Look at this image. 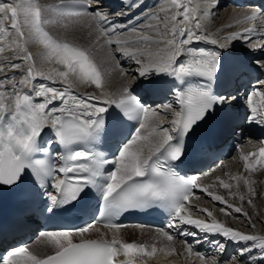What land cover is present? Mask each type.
Segmentation results:
<instances>
[{
	"label": "snow or ice",
	"instance_id": "obj_1",
	"mask_svg": "<svg viewBox=\"0 0 264 264\" xmlns=\"http://www.w3.org/2000/svg\"><path fill=\"white\" fill-rule=\"evenodd\" d=\"M75 4H82V0H59L57 4L43 7L38 0H0V60L4 61L0 64V74H5L0 79V185H17L30 170L31 176L43 186L47 178L53 177L55 170L63 178L53 177L51 187L56 194H48L50 203L45 210L49 213L55 214L63 205L75 206V202L88 195L87 189L91 186L100 192L104 201L103 214L106 216L158 206L168 211V228L182 229V226L188 225L235 242H257L255 247L260 249L261 260H264V237L244 234L226 226L215 219L213 212L207 208H198L197 211L210 219L194 218L186 202L190 201L194 190L199 189L212 201L223 204L221 212L225 215L242 213V207L229 204L224 196L211 191L214 185L199 184L198 176H180L172 166L173 162L182 161L186 153V139L202 122L215 119L227 124L232 119L230 110L237 97L213 93L209 83L218 79V72L221 71L220 51L191 46L201 41L212 45L219 43L203 30L205 25L202 23V19L209 18L211 11L218 7L219 0H215V3L212 0H198L196 4H193V0H165L160 8L162 16L152 13L145 18L155 19L159 23H149L139 29L132 27V35L119 31L126 26L113 25L105 14L91 9L90 4L86 6L91 9L90 12H86L83 6L73 10ZM209 4L211 9L203 7ZM83 15H91L96 22L99 33L96 42L103 38L104 45L110 49L109 57L115 59L114 53L119 52L135 62L136 76L141 81L138 86L145 90H157L163 87L162 78L165 76L182 82L180 88L174 90L179 110L172 109L171 105L164 106L166 110L173 111L170 126L155 122L159 112L143 105L129 86L123 88L124 95L119 99L103 91L100 96L88 95L86 98L73 94L74 84H92L102 89V71L86 49L59 42L45 30V26L55 24L59 19ZM258 17L264 19V11H252L244 20L255 21ZM7 21H10L8 27L5 26ZM104 24L108 26L104 27ZM254 31L255 28H247L239 35L250 39L246 34ZM223 39L235 40L237 36L234 34ZM29 42L43 46L41 58L44 63L54 61L62 65L63 70L51 68L45 72L37 69L32 53L25 46ZM225 46L220 45L221 48ZM259 47L264 48V45ZM6 51H12L13 56L3 55ZM16 60L22 63H16ZM258 63L259 69L264 72V61ZM9 70L19 72V79L15 75H7ZM38 77L66 86L61 89L44 83L37 85L35 81ZM258 83L264 85V79ZM36 98L42 100L37 101ZM247 102L251 108L249 119L264 124V90H254ZM110 106L138 124L120 142L113 160L88 148L100 139L101 134L105 137L110 134L116 137L124 135L119 123L112 125L106 121L105 114ZM121 119L118 113L117 121ZM46 128L63 149L59 156L63 164L58 168L47 159L36 158L38 153L49 152L48 146L40 143ZM252 157H256L255 162ZM241 160L246 171L254 172L258 165L264 166V147L258 152L241 156ZM106 164L114 165L107 175L104 174ZM231 179L237 182V189L239 182L243 181L249 186L248 193L252 197L256 195L251 187L254 181L243 174L234 175ZM216 180L220 187L229 190L230 196H238L241 202L245 200L244 194L231 191L233 184L220 177H216ZM247 202L251 205L252 199ZM243 215L248 216L247 213ZM94 226V223H87L73 230L41 232L40 236L55 248L53 255L42 259L27 246H17L0 256V264H117L120 255L125 260L119 264H134L135 257L151 258L158 251L155 244L149 250L146 244L122 241L116 235L121 225L112 222L104 224L105 228L113 231L111 240L81 239L74 242L73 235L83 237ZM157 231L169 242L174 239L168 231ZM213 243L218 251L224 250L223 244L218 241ZM185 250L188 255L193 254L191 246ZM251 252L252 249L246 247L240 250L239 255H246L249 264H257ZM168 254L181 253H175V248L170 247ZM195 255L200 264H224L223 261L208 260L199 252Z\"/></svg>",
	"mask_w": 264,
	"mask_h": 264
},
{
	"label": "bare ground",
	"instance_id": "obj_2",
	"mask_svg": "<svg viewBox=\"0 0 264 264\" xmlns=\"http://www.w3.org/2000/svg\"><path fill=\"white\" fill-rule=\"evenodd\" d=\"M58 0H38V3L42 6L43 3L48 2H54ZM3 2H10V0H3ZM198 0H193V4H196ZM165 3V0H162L160 4H158V7L161 8V6ZM212 3H215V0H212ZM224 5H228L227 0H219V5L214 10L215 11V19H217L215 25L211 21L212 19H202V23L205 25L204 31L214 39H217L220 44H224L228 47H235L236 48V41L239 40L238 37L235 40H229L225 41L223 38L228 37L229 33L245 27L249 21L244 20V17L246 15H250L253 11L252 9H236L234 7H229L224 10ZM204 8L211 9V5H205ZM107 8V7H106ZM153 9V8H152ZM104 13L109 14V11L107 9H104ZM154 11V10H152ZM103 12V11H102ZM103 13V14H104ZM160 13V12H159ZM47 15V14H46ZM163 13L161 14V16ZM86 15H83L81 17H72V18H63L60 19V21H68L74 22L72 19H80L85 17ZM213 17V16H212ZM213 17V18H214ZM141 21V18L136 19L135 21H131L130 23H124L121 26L125 27V34L126 35H132L130 32V25L133 23L135 26L136 23H139ZM69 22V21H68ZM77 22V21H76ZM75 22V23H76ZM84 22V20L82 21ZM157 21L151 22V24H157ZM78 23V22H77ZM150 22H143L139 26H135L137 29L141 28L144 25L149 24ZM159 23V22H158ZM10 25V21H7L5 23V26L8 27ZM51 25V24H50ZM55 25V24H54ZM214 25V26H213ZM229 25H232L229 27ZM82 27V34L84 39H80L81 42H85L87 37L92 36L95 31L92 29L89 25L83 23L81 25ZM62 27L57 26V29H55L53 26L46 25L45 30L51 34L52 32H55L56 35L54 37L57 38L59 42H68L71 44H76L75 41H77V38H75L72 35H69L68 30L61 29ZM127 28V29H126ZM121 29V28H120ZM26 31V30H25ZM231 34L230 36H232ZM12 36H9V40H11ZM78 42V43H79ZM204 42V41H201ZM198 44V43H197ZM77 45V44H76ZM196 44H193L191 46H194ZM29 52L32 53L34 62L36 64L37 69L48 72L51 68H57L60 70H63L62 65L56 64L54 61L51 63H44L41 58V53L44 51L43 46L38 43L29 42L25 45ZM79 46V45H78ZM162 46V45H161ZM102 47V46H101ZM133 47H143V45H133ZM93 48H98V45H93ZM109 51V50H108ZM107 49H104L100 51V53H97L95 55H91V57L94 59L95 63L98 65V67L105 69L107 65H112L113 61L116 63V54L118 52H115V59H112L109 57ZM12 51H6L3 55L12 57L13 56ZM94 54V53H91ZM123 56V55H122ZM124 57V56H123ZM122 60V58H120ZM127 64L125 65V72L127 75H118V73H115L113 75H107L104 79V85L102 89H97L92 84H74L72 91L73 94H76L78 96H81L83 98H86L88 95H96L100 96L101 92H107L110 94L113 98H117L118 96L124 95L123 88L125 86H129L130 88L134 86V84H141V81L139 78H137V65L134 61L127 59ZM16 63H22L20 60H16ZM4 61L0 60V64H3ZM26 67V65H25ZM134 67V68H133ZM13 74L16 76L17 79H19V72H12L9 70L6 74ZM3 77V74H0V78ZM104 77V76H103ZM164 78V77H163ZM162 78V80H163ZM37 85L40 83L48 84L49 86L57 87V88H63L66 85H63L60 82L52 83L51 81L45 79L44 77H38L35 81ZM10 91V88H9ZM27 91V89H25ZM101 99H104V97H101ZM92 103H97V101H91ZM172 104H162L163 106L154 108L159 112V117L155 122H162L163 126H170L171 119L174 118L173 111L172 110H166L164 108L165 105H171L172 109L177 110L174 103ZM194 140H188L186 139V149L191 148L192 142ZM254 145L247 146L245 149H242L238 153H236L235 157L231 158L226 162L225 165L218 168L216 167L212 171H208L206 173H210V175H203L202 179L200 180L201 185H214L213 188H211V191H214L218 195H222L225 197V199L228 201L229 204L234 206H240L243 209L242 213H233L232 215H225L221 212V208L224 207L223 204L220 202L212 201L210 197H207L205 194H200L199 197H195L192 199V204L188 206L192 212V215L194 218L199 219H210L206 216V214H202L197 211L198 208H207L213 212V215L215 219L218 221L224 223L226 226L231 227L235 230L240 231L241 233L248 231L244 234L249 235H257L264 237V234H262V231H264V166H257V169L254 172H248L244 168L243 161L241 160V156L248 155L249 152L253 149ZM147 151V150H145ZM254 162V158H251ZM237 174H243L245 177L249 178L250 180L254 181V183L251 185V187L254 189L256 195L254 197L251 196V194L248 193V185H245L243 181L239 182V188L235 187L236 181L232 180L231 177ZM216 177H220L221 179H224L226 182L231 183L234 185V187L231 189L233 193L239 191L241 194L245 195V200L241 202L238 198V196H230L229 190L220 188L219 182L216 180ZM248 199H252V204H248ZM230 200H233V203L230 202ZM217 208H220L218 211ZM216 211V212H215ZM231 211V210H229ZM215 212V213H214ZM218 212V214H216ZM243 213H247L248 216L245 217ZM250 218V220H249ZM243 227V228H241ZM250 227V228H249ZM262 227V228H260ZM241 229V230H240ZM135 231V235L133 232ZM144 233L147 234V241L151 244L156 245L158 251L154 257L148 258V257H135L134 260H138V264H175L172 261H168L167 256L173 255L175 256L179 261L180 264H200L199 259L195 255L196 252L193 251L192 255H188L186 252V247H188L184 242L182 241H174L175 243V253H181V254H168L169 248L172 247L171 243L165 239H163L158 231L149 230V229H142L139 227H126L123 229H119V232L116 233L119 239H121L124 242H129L132 240H136L137 242H142L141 235ZM129 235L131 236V239H129ZM140 235V237H139ZM113 236V231L109 230L103 226L96 225L93 229H90L88 233H86L83 237L78 235H73V240L78 241L80 239L85 238H102V239H108L111 240ZM128 238V240H127ZM139 240V241H138ZM250 246H255L257 242L248 241ZM160 249H164V251H160ZM151 250V248H149ZM55 252V248L47 241L45 237H40L35 244L32 247V253L37 255L39 258L46 256L48 254H51ZM252 253L255 255L261 256V252L259 250H252ZM120 259L123 261L125 260V257L123 255H120ZM210 260V259H209ZM257 264L260 262L263 263V260L257 259ZM233 262H229V264H232ZM249 264V261H244L243 264ZM234 264V263H233Z\"/></svg>",
	"mask_w": 264,
	"mask_h": 264
},
{
	"label": "rangeland",
	"instance_id": "obj_3",
	"mask_svg": "<svg viewBox=\"0 0 264 264\" xmlns=\"http://www.w3.org/2000/svg\"><path fill=\"white\" fill-rule=\"evenodd\" d=\"M162 1V0H161ZM51 2H48V3H43V5H42V7L43 6H48L49 4H50ZM160 4V3H159ZM228 8V6H226V8L224 7L223 9L224 10H226ZM153 10H154V12L153 13H159L160 12V8L158 7V4L157 5H155L154 7H153ZM160 15L162 14V13H159ZM215 16V11H211V15L209 16V18L210 19H212L211 21L213 22V24L215 25V23H216V21H217V19H215V17L213 18V17ZM74 22H70V20H68V21H60V19L58 20V22L57 23H55V25L54 24H51V25H49V26H53L55 29H57V26H58V29H59V27H62L63 29H65V30H68V33H69V35H72V36H74L75 38H77V41H75L76 42V44H73V45H75V46H78L79 45V47H81V48H83V49H86L88 52H89V54H90V56L91 55H95V54H97V53H100V51L101 50H103V48L104 49H107V51L109 50L110 51V49L106 46V45H104V43H103V38H101V40L99 41V42H96V38H97V36H98V31H97V27H96V22L91 18V15H86L85 17H83V18H80V19H72ZM84 20V22H82ZM78 23H77V22ZM147 21H149L150 23L151 22H153V21H157V20H155V19H153V20H147ZM76 22V23H75ZM159 21H157L156 23H158ZM83 23H85V24H87V25H89L92 29H94V31H95V33L92 35V36H89V37H87V39L85 40V42H79V41H81L82 39H84L83 37V34H82V24ZM213 25V26H214ZM61 28V29H62ZM236 30H238V29H236ZM236 30H234V31H232V32H230L228 35L230 36L231 34H233L234 35V32L236 31ZM50 35H52L53 37L56 35V33L55 32H52ZM236 35V34H235ZM237 36V35H236ZM238 37V36H237ZM55 39H57L56 37H54ZM81 39V40H80ZM238 39H239V37H238ZM79 42V43H78ZM95 44H97L98 45V48L96 49V48H93V45H95ZM102 46V47H101ZM108 51V52H109ZM91 53H94V54H91ZM105 69H103V68H101L100 67V70L102 71V74H103V76H104V79L106 78V76L107 75H113V74H115V73H118V75H122V73H126L125 72V66H122L120 63H119V59H116V63H115V61H113V63H112V65H107L106 67H104ZM134 68V67H133ZM131 89V88H130ZM238 175V174H237ZM221 188V187H220ZM230 202H232L233 203V200H230ZM217 210L219 211L220 210V208H217ZM216 212V211H215ZM214 212V213H215ZM216 214H218V212L216 213ZM241 228H243V227H241ZM250 228V227H249ZM260 228H262V227H260ZM241 230V229H240ZM248 231H245V232H243V233H247ZM133 234L135 235V231L133 232ZM262 234H264V231H262ZM163 239H165L166 240V238H164L162 235H160ZM139 237H140V235H139ZM147 234L146 233H144L143 235H141V239L140 240H142V242L141 243H145L146 245H148L149 246V248H151V244L149 243V242H151V241H147L146 239H147ZM129 239H131V236L129 235V237H128ZM128 238H127V240H128ZM139 241V240H138ZM171 245H172V247H175V243H174V241L172 240L171 242ZM40 257V256H39ZM167 259H168V261H172V262H174L175 264H180V261L175 257V256H173V255H168L167 256ZM195 264V263H194ZM227 264H229V263H227ZM233 264V263H232ZM235 264V263H234ZM244 264H246V263H244Z\"/></svg>",
	"mask_w": 264,
	"mask_h": 264
}]
</instances>
